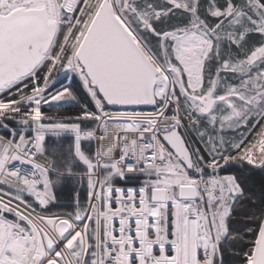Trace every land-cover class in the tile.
Listing matches in <instances>:
<instances>
[{"label": "snow or ice", "instance_id": "6c2138e0", "mask_svg": "<svg viewBox=\"0 0 264 264\" xmlns=\"http://www.w3.org/2000/svg\"><path fill=\"white\" fill-rule=\"evenodd\" d=\"M0 264H264V0H0Z\"/></svg>", "mask_w": 264, "mask_h": 264}, {"label": "trees", "instance_id": "16d2710c", "mask_svg": "<svg viewBox=\"0 0 264 264\" xmlns=\"http://www.w3.org/2000/svg\"><path fill=\"white\" fill-rule=\"evenodd\" d=\"M74 86H78V82H75ZM81 102L82 103H87L88 102V98L86 96V94L83 93L82 89H81ZM62 111H72L71 108H64ZM62 200H64L65 204L67 203V199H66V195L61 197ZM86 198V184H85V189L82 192V199Z\"/></svg>", "mask_w": 264, "mask_h": 264}, {"label": "flooded vegetation", "instance_id": "af4514ba", "mask_svg": "<svg viewBox=\"0 0 264 264\" xmlns=\"http://www.w3.org/2000/svg\"><path fill=\"white\" fill-rule=\"evenodd\" d=\"M61 80L63 81L64 84L69 83V81L66 80L64 77H61ZM60 86H61L60 84H57V87H60Z\"/></svg>", "mask_w": 264, "mask_h": 264}, {"label": "rangeland", "instance_id": "374dc122", "mask_svg": "<svg viewBox=\"0 0 264 264\" xmlns=\"http://www.w3.org/2000/svg\"><path fill=\"white\" fill-rule=\"evenodd\" d=\"M63 110V109H62Z\"/></svg>", "mask_w": 264, "mask_h": 264}]
</instances>
